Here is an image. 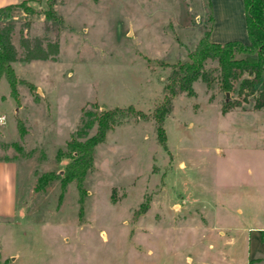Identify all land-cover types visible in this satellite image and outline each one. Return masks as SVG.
<instances>
[{
    "label": "rangeland",
    "instance_id": "1",
    "mask_svg": "<svg viewBox=\"0 0 264 264\" xmlns=\"http://www.w3.org/2000/svg\"><path fill=\"white\" fill-rule=\"evenodd\" d=\"M58 1L61 24L44 0L1 19L16 84L12 95L0 78V162L16 172L11 194L0 176V264H246L249 247L264 252L254 235L264 227V109L253 106L262 81L246 101L241 79L227 96L208 61L213 80L176 95L165 142L157 134L172 66L210 25L201 0ZM23 45L48 55L27 59ZM226 100L239 104L223 112ZM129 105L136 114L95 146L82 193L38 182L69 161L81 111Z\"/></svg>",
    "mask_w": 264,
    "mask_h": 264
},
{
    "label": "trees",
    "instance_id": "2",
    "mask_svg": "<svg viewBox=\"0 0 264 264\" xmlns=\"http://www.w3.org/2000/svg\"><path fill=\"white\" fill-rule=\"evenodd\" d=\"M31 0H22L15 4L0 6V78L3 77L8 84L9 91L15 92L16 76L12 67L15 60V49L11 42V26L1 23L4 13L13 7H22L27 10L26 3ZM41 1V0H34ZM47 9L45 17L51 18L57 23H62V18L55 12L54 5L58 0H44ZM246 31L248 42L231 40L226 42H212L208 39L212 16L209 15L210 25L199 40L196 47L191 51L187 59L172 66L168 75L167 83L164 86L165 95L162 103L154 111V118L157 121V134L163 143L166 140L163 129L165 115L172 107L173 98L183 92L193 93V83L202 78L210 84L213 71L206 69L208 61L216 62V79L225 93L233 88V83L241 79L239 95L247 90L243 101L247 100L246 95L253 96L258 82L264 80V0H243ZM49 54L55 53L56 43L50 46ZM27 59H44L48 54L41 48H29L23 45ZM254 109H264V89L254 96ZM238 102L226 100L223 103L222 111H228L237 106ZM136 114L135 109L129 105L124 108L113 107L104 110H83L81 111L78 125L74 136L67 142V158L69 161L64 165L61 173L46 172L38 177L41 185L46 184L55 178L59 179L61 188L69 182H74L77 191L83 192L82 182L87 170L93 162V151L97 144L102 142L106 133L122 120ZM17 126L20 130V124ZM94 128V132L87 135L88 130Z\"/></svg>",
    "mask_w": 264,
    "mask_h": 264
},
{
    "label": "crops",
    "instance_id": "3",
    "mask_svg": "<svg viewBox=\"0 0 264 264\" xmlns=\"http://www.w3.org/2000/svg\"><path fill=\"white\" fill-rule=\"evenodd\" d=\"M20 1L22 0H0V6L6 4H15L19 3ZM201 7L205 8L203 11V21H205L206 18L208 21L210 14L212 16V23L210 25L208 34V39L210 41L226 42L231 40H239L241 42H248L243 0H201ZM200 16L202 17V14ZM203 28L204 26H202L200 35H204ZM261 84L263 86L262 89H264L263 80ZM14 165V162L10 161L4 163L0 162V176H3L1 179H3L2 183L4 194L13 193L10 180L11 177L15 176L16 169L14 168ZM3 203L5 207H11L12 205L11 200H7V202L4 201ZM258 229L260 230L256 232L259 233L254 235L264 242V227ZM247 237L246 239L249 240V243H251V239ZM249 249L250 251H248V255L246 257V264H264V252H259L257 250L251 251V247H249Z\"/></svg>",
    "mask_w": 264,
    "mask_h": 264
},
{
    "label": "water",
    "instance_id": "4",
    "mask_svg": "<svg viewBox=\"0 0 264 264\" xmlns=\"http://www.w3.org/2000/svg\"><path fill=\"white\" fill-rule=\"evenodd\" d=\"M227 96H228V93H227Z\"/></svg>",
    "mask_w": 264,
    "mask_h": 264
}]
</instances>
